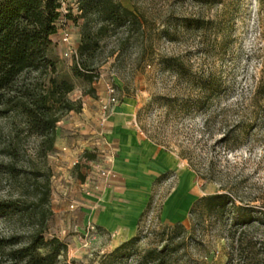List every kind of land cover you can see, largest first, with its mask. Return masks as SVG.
I'll use <instances>...</instances> for the list:
<instances>
[{"label": "rangeland", "instance_id": "obj_1", "mask_svg": "<svg viewBox=\"0 0 264 264\" xmlns=\"http://www.w3.org/2000/svg\"><path fill=\"white\" fill-rule=\"evenodd\" d=\"M63 1L64 16L52 39L54 55L58 76L75 82L69 96L77 98L82 85L71 72L75 54L64 53L69 45L60 41V35L63 28L69 31L70 45L77 53L84 19L76 18L78 0ZM119 1L138 15L141 24L129 31L109 28L100 38L94 86L113 85L119 104L131 100L128 124L142 138L184 161L197 175L200 196L231 192L252 216L251 222L235 226H230L228 217L218 220L203 214L191 220L188 216L183 222L186 231L172 237L171 230H163L174 222L160 216L175 185L171 176L155 184L152 203L140 223L141 240L122 264H137L145 250L166 244L178 248V264H264V0ZM69 11L71 17L65 15ZM176 61L184 64L186 74L167 67ZM208 75L220 82V96L204 110L184 108L197 93L192 77ZM91 97L99 100L106 95L96 92ZM14 124L19 126L21 144L12 158L3 149L10 138L11 120L0 118V199L19 200L30 208L48 182L52 213L45 237L55 235L66 242L61 263L100 264L117 246L111 235L85 222L69 199L68 209L59 211L53 151L40 159L34 138L18 121ZM232 127V141L225 143L224 133ZM106 156L97 147L84 150L73 165L74 175L83 179L92 169L107 165ZM27 216L26 211H17L0 217V236L16 234L24 240L31 230Z\"/></svg>", "mask_w": 264, "mask_h": 264}, {"label": "trees", "instance_id": "obj_2", "mask_svg": "<svg viewBox=\"0 0 264 264\" xmlns=\"http://www.w3.org/2000/svg\"><path fill=\"white\" fill-rule=\"evenodd\" d=\"M61 0H0V118L11 120L10 138L4 143L9 157L19 154L20 130L34 138V151L40 159H46L54 150L57 123L69 112L80 111L82 96L96 95V49L99 40L109 28L124 27L130 30L141 24L138 15L119 0H78L81 24V42L71 66L72 76L81 81L82 93L77 98L69 95L75 90V82L58 76V60L54 55L51 35L59 28ZM71 17L70 11L65 14ZM186 25H191L184 20ZM177 73L186 74L184 64L176 61L166 64ZM189 75V73H187ZM197 93L191 96L184 108L204 110L220 96L221 84L213 75L194 78ZM264 119V113L262 114ZM234 128L224 133L223 141L230 143ZM242 131V130H241ZM243 132V131H242ZM38 194L33 206L23 207L19 200L0 199V217L17 211H26L31 230L23 240L20 236H0V262L4 264H62L60 256L67 251V244L58 236L45 237L51 208L48 205V182ZM147 208L139 220L137 234L124 240L105 254L100 264H122L134 253L141 240L139 227ZM203 214L218 220L231 219L230 226L251 222L249 209L237 204L231 192H216L198 197L191 205L189 218ZM261 219H259L260 221ZM180 236L186 228L182 222L164 227ZM178 247V246H177ZM178 248L166 244L161 249L145 250L137 264H178Z\"/></svg>", "mask_w": 264, "mask_h": 264}, {"label": "crops", "instance_id": "obj_3", "mask_svg": "<svg viewBox=\"0 0 264 264\" xmlns=\"http://www.w3.org/2000/svg\"><path fill=\"white\" fill-rule=\"evenodd\" d=\"M95 88L97 95H106L105 88ZM132 110L131 100L126 99L103 124L99 100L85 95L81 110L71 111L59 121L51 154L57 171L59 211L68 209L67 201L71 200L81 210L85 222L95 223L111 235L114 246L137 234L139 220L157 182L175 176V185L161 209L160 216L165 221L183 223L192 203L200 197L194 171L175 153L142 138L128 124ZM94 147L111 156L110 165L117 177L101 184L99 189L91 183L89 193L83 187L86 176L76 177L73 165L84 150Z\"/></svg>", "mask_w": 264, "mask_h": 264}, {"label": "built area", "instance_id": "obj_4", "mask_svg": "<svg viewBox=\"0 0 264 264\" xmlns=\"http://www.w3.org/2000/svg\"><path fill=\"white\" fill-rule=\"evenodd\" d=\"M64 1L61 0V7L58 9L61 12V17L59 22L62 21L64 16ZM54 41V40H53ZM60 41L63 43L68 44L69 46L65 47L64 53L66 55L75 54L76 50L73 46L70 45V34L67 29L61 30ZM107 94L106 97L99 99V111H100V121L101 123H105L108 118L113 113L115 107L119 104V100L115 95L116 88L113 85H107ZM111 156H106L104 159L107 161V165L101 166L100 168L92 169L85 178L83 183V187L88 188L91 183L93 184V188L99 189L101 184H107L111 180H114L117 177L116 172L113 170L112 166L110 165ZM76 163V162H75ZM89 193H91V189H86ZM74 204H71L73 207Z\"/></svg>", "mask_w": 264, "mask_h": 264}]
</instances>
